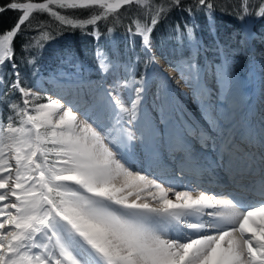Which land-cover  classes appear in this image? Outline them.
I'll use <instances>...</instances> for the list:
<instances>
[{
  "label": "snow or ice",
  "instance_id": "6c2138e0",
  "mask_svg": "<svg viewBox=\"0 0 264 264\" xmlns=\"http://www.w3.org/2000/svg\"><path fill=\"white\" fill-rule=\"evenodd\" d=\"M216 7L213 0L0 3V14L18 13L14 25L0 33V264H264V157L257 164L254 154L239 146L231 121L225 123L230 113L213 115L206 85L211 72L227 101L235 49L218 41V64L202 67L190 57L175 69L190 82L215 135L173 117L162 105L163 128L148 115V69L155 71L157 26L178 10L193 21L203 13L214 32ZM252 7L258 10L250 11ZM122 11L134 17L126 29L131 59L111 58L98 49L103 82L94 83L66 56L62 62L73 72L61 68L42 79L39 52L54 37L40 31L43 22L33 27L36 14H46L61 28L91 26L98 40L101 22L111 18L119 23ZM237 18L264 19V0L255 6L240 0ZM196 27L185 22L172 31L178 43L186 39L198 55ZM114 31L108 27V36ZM18 37H24L19 54ZM231 39L245 48L264 36L249 32ZM137 40L147 57L139 77ZM21 65L31 69L35 83L29 84ZM192 137L203 147L211 142L217 159L193 153ZM137 158L147 167L132 171L130 161ZM218 169L227 174L232 189L254 191L260 199L246 202L228 188L196 194L182 190L181 176L215 175ZM255 176L260 179H250ZM213 182L219 183V177Z\"/></svg>",
  "mask_w": 264,
  "mask_h": 264
},
{
  "label": "trees",
  "instance_id": "16d2710c",
  "mask_svg": "<svg viewBox=\"0 0 264 264\" xmlns=\"http://www.w3.org/2000/svg\"><path fill=\"white\" fill-rule=\"evenodd\" d=\"M7 0H0V3H6ZM42 2V0H36ZM187 2V0H185ZM216 4L215 11V31H210L209 23L203 13H199L193 21L187 12L173 10L167 20L160 23L153 34L154 47L156 55L162 58L166 65L172 69H176L181 59L194 58L202 67L206 63L203 48L207 51V55L212 64H218L222 56L217 51V42H222L229 46V49H235L232 52L233 74L239 77H245L248 71V58L242 54V48L238 47L232 37L243 33L245 23L247 21L255 22L253 32L258 36H264V19L252 18L247 21H241L237 18L240 0H213ZM250 5H257L260 0H249ZM258 10L255 7L250 11ZM78 18H86L87 12L67 13ZM18 13L13 11L0 14V33L10 29L16 22ZM129 13L121 12L120 22L114 23L110 18L109 21L101 22L99 26L100 37L97 40L91 32L89 26L86 30L61 28L53 19L46 14H36L33 20V27L38 22H43L40 31H48L52 33L53 39L45 43V46L39 52L38 64L42 68V78L47 79L50 73L56 72L63 68L67 71L74 70L70 65L62 62L63 58L69 56L73 64L80 66V71L85 80H91L100 83L102 80L101 72L98 68L96 52L101 50L108 53L109 57L118 56L121 61L131 59L133 53L128 51L129 43L126 35V29L129 27L130 19H133ZM185 22L196 24L195 35L199 41V54H196L195 48H190L188 41L185 39L182 43H178L172 28L176 24H180L183 28ZM114 27L115 31L109 37L107 33L108 27ZM29 35H37V33H29ZM24 42V37H18L15 40L16 52L20 53V45ZM264 44V41H262ZM135 53L140 55L141 64L137 71V77L144 72L143 62L147 58L141 51L139 40L135 45ZM115 54V56L113 55ZM19 63V59H18ZM21 73L28 78L29 84L35 83L31 75V69L25 65H21ZM150 71V67L148 69ZM177 71V70H176Z\"/></svg>",
  "mask_w": 264,
  "mask_h": 264
},
{
  "label": "rangeland",
  "instance_id": "374dc122",
  "mask_svg": "<svg viewBox=\"0 0 264 264\" xmlns=\"http://www.w3.org/2000/svg\"><path fill=\"white\" fill-rule=\"evenodd\" d=\"M251 24H253L251 21H247L246 24V30H245V34L249 33V27L251 26ZM253 28L252 27V32H253ZM244 50V54H246V52H252V54H254V56L256 55V57H259V55L261 57H263L264 59V49L262 48L259 51H256V49H251L250 44L247 45L245 48H243ZM250 53H247L245 55V57L248 58L249 61V70L247 75L244 78H240L236 75H232V88L231 90L236 91V92H242L243 95L245 96L243 101L241 102L240 105H237V102H235L234 100L231 99V96H229V98L227 99V101H225L223 94L219 91V87L217 85L216 80L214 79V76L211 72H209L207 74V76L212 77V79H210V81L208 82L211 86H214L215 91H211L212 93V97L211 100L213 102V106H214V112L213 115H216L218 113H230V115L228 116V120L225 121V123H228L229 121H231V128L234 130L235 132V139L236 142L239 144V141H243L246 139L245 134H244V129L243 127L246 125V123L249 121V119L251 118H255V121H259V123H261L264 126V96H263V101L261 102L260 106L258 105H253V103L255 102V100L257 99L256 96H258V89H253L252 88V78L250 77V70L253 66V62L256 60L252 59V55ZM163 64L165 65V63L163 62ZM209 65V64H208ZM166 67V65H165ZM67 71V70H65ZM72 71H67V72H73ZM152 74V76L154 77V80H152V87L149 90V97L150 99H152L153 102V108H155V111H157V113L160 115V106H164L166 111L168 113H171V110L173 111V116H180V113L178 112L179 109H181V111H183V113L187 112V116L184 118V116H182L181 118L189 121L192 125H194L197 128H201L203 130H209V125L206 121V114L203 112L202 108L197 104L196 102V97L194 95V89L191 86L190 82H185V85L188 88V94L186 96H181V98H178L175 96V99L173 102L172 101V97L171 94H168L165 91V88L167 86H165V84L163 83V81L159 80L160 76H159V72L158 69H156L155 67V71L150 72ZM176 75L178 77L181 78V73L179 71H175ZM102 76V74H101ZM43 80H48L42 78ZM111 79V77L109 76V80ZM208 81V80H206ZM212 81H215V83H210ZM94 82V81H93ZM100 82H103L102 80ZM95 83V82H94ZM207 85V84H206ZM208 86V85H207ZM159 91V97H157L156 93L157 90ZM56 95V92H54ZM264 95V93H263ZM175 104V105H174ZM254 107H257V109L255 110L256 112H254ZM177 113V115H176ZM179 113V114H178ZM243 131V132H242ZM242 132V133H241ZM241 133V134H240ZM211 135H215V133L210 132ZM191 149L193 150L194 153H197V155L199 157H204L206 158L208 161H213L217 159V152L213 150L211 142H209L207 147H203L201 145V143L197 144V146L195 147H191ZM257 159V161H260V156L258 155H254ZM131 163V170L132 171H138L141 170L143 168L147 167V162L142 160L141 158H138V160H132L130 161ZM258 163V162H257ZM259 164V163H258ZM223 170H219V172H216L215 175L209 174V173H204L202 175H205L209 178H215L216 175H220L223 174ZM190 178V174H187ZM187 175H183L180 177L181 180L184 181V189L182 190H186V189H193V185L195 183H192V180H189ZM195 176L197 178V181H199L201 179V176ZM218 177V176H217ZM168 179H172L171 176L167 177ZM220 179H223L221 177H219ZM250 179H254L256 180V176L252 177Z\"/></svg>",
  "mask_w": 264,
  "mask_h": 264
},
{
  "label": "bare ground",
  "instance_id": "6f19581e",
  "mask_svg": "<svg viewBox=\"0 0 264 264\" xmlns=\"http://www.w3.org/2000/svg\"><path fill=\"white\" fill-rule=\"evenodd\" d=\"M246 24H247V22L245 23L242 34H245ZM248 29L250 30V27ZM251 49H255V48L251 47ZM249 53L252 54L251 51ZM255 58H256V60L253 62V66L250 70L249 75L252 78V88L258 89V93H257L258 96H256L257 99L255 100L253 105L254 106L255 105L260 106L261 102L263 101V96H264L263 95V93H264V59L260 55H259V57H255ZM155 67H156V69H158V72L160 73L159 74V76H160L159 80L160 81L162 80L163 83L165 84V86H167L165 88V91L168 94H171V97H172L171 102L176 100L175 96L178 98H181V96H186L188 94V88L185 85L184 80H182V78L178 77L174 70L165 67V65L163 64L161 59H159L157 57H156ZM150 75L152 77V80H154V77L152 76L151 73H150ZM210 79H212V77L206 76V80H208V81H206V84L208 85V88L210 90L215 91L214 86H211L208 83L210 81ZM210 83L213 84V83H215V81H212ZM49 92L55 98V96H56L54 93L55 91L51 87H49ZM149 95L150 94H148V96L146 98L148 115L150 118H153L157 121L158 127L163 128L164 125L159 124V114L157 113V111H155V108L152 109L154 106H153L152 99H150ZM230 96H231L232 100L237 102V105H240L241 102L243 101L244 97H245L241 91L236 92L233 90H231ZM253 109H254V112H256L255 110L257 109V107H254ZM178 112L180 113V117L184 116V118H185L187 116V112L183 113V111H181V109H179ZM170 114L173 116L172 110H171ZM176 115H177V113H176ZM186 122L190 123L187 120H186ZM197 129H201V128H197ZM243 129H244V134H245L246 139L244 140V138H243V141H239V146L246 152H251L254 155L264 157V126L261 123H259V121H257V120L255 121V118H251L246 123V125L243 127ZM199 143H200L199 140L196 139L195 137H192L190 140V146L191 147H195ZM195 154H197V153H195ZM134 160H138V158L134 159ZM257 162L260 163V161H257ZM217 172H219V169L217 170ZM188 174H190V178L186 174L188 179L189 180L193 179L192 183H195L192 187L194 189V194L199 193L201 191H208L211 193H215V192L220 191L224 188H228L230 191L234 190V191H236V193L238 195H242V198L246 202H253L254 203L260 199L258 196H256L254 191L241 193L240 190H238V189H232L229 186L228 177H227V174L225 172H223V174H221V176L216 175V177L218 176V177L223 178V179L219 178V180H220L219 183L213 182L216 179V177L212 179V178H209L205 175H202L201 179L199 181H197V178L193 174H191V173H188ZM256 178H257L256 180L260 179L259 176H256ZM245 183H249V181L246 180Z\"/></svg>",
  "mask_w": 264,
  "mask_h": 264
},
{
  "label": "water",
  "instance_id": "95a60500",
  "mask_svg": "<svg viewBox=\"0 0 264 264\" xmlns=\"http://www.w3.org/2000/svg\"><path fill=\"white\" fill-rule=\"evenodd\" d=\"M51 94V93H50Z\"/></svg>",
  "mask_w": 264,
  "mask_h": 264
}]
</instances>
